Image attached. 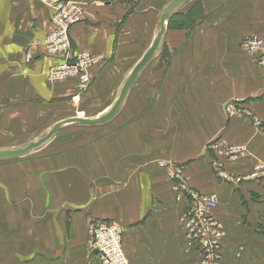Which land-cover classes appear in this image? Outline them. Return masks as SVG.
Returning a JSON list of instances; mask_svg holds the SVG:
<instances>
[{
	"label": "crops",
	"instance_id": "1",
	"mask_svg": "<svg viewBox=\"0 0 264 264\" xmlns=\"http://www.w3.org/2000/svg\"><path fill=\"white\" fill-rule=\"evenodd\" d=\"M71 1L84 11L72 51L104 56L85 89L47 80L57 63L43 48L52 9L0 0V150L32 138L40 115L44 135L106 114L172 0ZM252 35L264 37V0L182 2L111 120L64 125L0 163V264H97L87 234L95 219L121 226L128 264H199L184 249L186 201L170 178L179 170L187 187L218 198L221 264H264V178H250L264 163V67L240 49ZM230 102L252 118L226 115ZM218 140L247 156L223 160L211 147Z\"/></svg>",
	"mask_w": 264,
	"mask_h": 264
},
{
	"label": "built area",
	"instance_id": "2",
	"mask_svg": "<svg viewBox=\"0 0 264 264\" xmlns=\"http://www.w3.org/2000/svg\"><path fill=\"white\" fill-rule=\"evenodd\" d=\"M52 9L50 18L51 31L43 41L45 55L57 60L47 71L49 82L75 80L82 88L90 84L89 71L95 65L104 61L102 55H92L88 52H73L69 37L70 29L84 19V11L80 4L71 0H37ZM240 49L253 57L259 66L264 67V37L252 35L241 40ZM29 59V56H26ZM237 102L225 105L224 110L229 116L243 115L250 117V113L239 111ZM258 128L261 127L256 122ZM264 129V126H263ZM223 160L234 161L247 156L246 149L240 145H226L218 140L211 144ZM220 169L221 165L215 163ZM222 179H228L224 173H219ZM174 181V190L178 198L184 197L187 202L179 223L186 238L187 245L195 246L202 256L201 264H221L219 244L224 236L223 227L215 218L214 211L218 205L215 195H203L185 185L180 178L179 171L170 175ZM250 178H264V163L256 161L253 164ZM88 242L92 250L97 252L99 264H128L123 251V230L114 222L105 220H90L88 223Z\"/></svg>",
	"mask_w": 264,
	"mask_h": 264
},
{
	"label": "water",
	"instance_id": "3",
	"mask_svg": "<svg viewBox=\"0 0 264 264\" xmlns=\"http://www.w3.org/2000/svg\"><path fill=\"white\" fill-rule=\"evenodd\" d=\"M187 0H172L163 10L162 14L159 20L156 36L150 45V47L146 50V52L143 54L142 58L139 60V62L134 66L126 80L124 81L118 98L114 102L113 106L110 108V110L104 114L103 116H100L99 118L95 119H81V118H71L68 120H64L56 125H54L46 134L41 136L38 140L30 142L29 144L16 148L11 150H0V161H6V160H12L16 158H20L25 156L28 152L33 150L34 148L40 146L42 143H44L46 140H48L59 128H61L64 125L67 124H78V125H99L102 123H105L109 120H111L117 113V111L120 108V105L122 104L124 98L126 97L128 90L131 88L133 83L135 82L138 74L140 71L150 62V60L154 57L156 51L158 50L160 46L161 39L164 34V28H165V22L169 20V18L172 16V14L175 12V10L180 6V4ZM90 256L94 257L96 259L97 264H99L97 252L92 250Z\"/></svg>",
	"mask_w": 264,
	"mask_h": 264
},
{
	"label": "rangeland",
	"instance_id": "4",
	"mask_svg": "<svg viewBox=\"0 0 264 264\" xmlns=\"http://www.w3.org/2000/svg\"><path fill=\"white\" fill-rule=\"evenodd\" d=\"M250 37V36H249ZM226 112V111H225ZM226 115H228L227 114V112H226ZM42 116L43 115H40L39 116V127H38V130L37 131H35V130H33V132L35 133L36 132V134H33L34 136L32 137V138H26V137H23V141H24V143L23 144H16V145H6V146H4V148L5 149H16L17 147H22V146H25L26 145V143L28 142V140H30V141H36V140H38L40 137H41V135H43L42 133L44 132V131H46V125H44V123L43 124H41V121H45L43 118H42ZM229 116V115H228ZM64 132V130H63V128L61 127V128H59L58 130H57V132H56V136L57 135H60V134H62ZM54 135V136H55ZM53 136V137H54ZM46 143V142H45ZM44 143V144H45ZM36 150V149H35ZM35 150H33V151H35ZM33 151H31V152H33ZM30 152V153H31ZM24 157H26V156H23V157H20V158H24ZM20 158H16V159H12V160H6V161H0V163H3V162H8V161H13V160H18V159H20ZM215 165V164H214ZM221 173H224V172H221ZM179 176H180V178H182V180H184V178L182 177V175H181V171L179 170ZM185 182V181H184ZM185 185H186V183H185ZM200 193V192H199ZM203 195H205V194H203ZM210 195V194H209ZM212 195H214V194H212ZM216 196V195H215ZM182 197V196H181ZM184 198V197H183ZM185 201L187 202V200L185 199ZM180 228H181V226H180ZM182 234H183V232H182ZM183 239H184V249H186L189 253H194V254H196L197 256H198V258H199V264H201V262H202V256H201V254L198 252V249L195 247V246H190V245H187V243H186V238H185V235L183 234ZM220 252V251H219ZM220 262H221V256H220Z\"/></svg>",
	"mask_w": 264,
	"mask_h": 264
}]
</instances>
